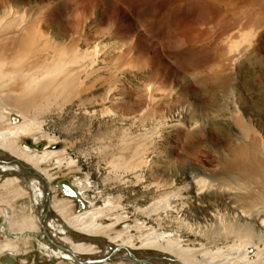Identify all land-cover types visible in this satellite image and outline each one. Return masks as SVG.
Masks as SVG:
<instances>
[{"label": "rangeland", "instance_id": "374dc122", "mask_svg": "<svg viewBox=\"0 0 264 264\" xmlns=\"http://www.w3.org/2000/svg\"><path fill=\"white\" fill-rule=\"evenodd\" d=\"M0 19V129L32 123L17 146L56 153L42 178L0 150V222L37 234L68 199L45 182L67 179L134 247L72 233L96 251L82 259L180 264L148 235L201 264H264V0H0ZM54 211L46 232L69 236ZM4 240L0 264H66L42 234Z\"/></svg>", "mask_w": 264, "mask_h": 264}, {"label": "bare ground", "instance_id": "6f19581e", "mask_svg": "<svg viewBox=\"0 0 264 264\" xmlns=\"http://www.w3.org/2000/svg\"><path fill=\"white\" fill-rule=\"evenodd\" d=\"M0 21H2V20L0 19ZM1 29H3V27H1ZM1 48H0V51L2 50ZM2 64H3V62H2ZM1 118H3V117H1ZM31 124L29 122H26V121L16 122V123H12L11 128L9 127V128L0 129V150L7 152L8 154H10L12 157L16 158L17 160L24 162L27 165H30L31 168L37 170L38 173L44 175V172L39 170L38 165L42 162L44 163L45 161H47L51 156L56 155L55 151L45 149L43 151H40L42 153H40V155H39L38 151H36V150L34 151V149H32V152H30L31 149H29V150L27 149L28 151H25V150L19 148L16 144V142H17L16 137H18L20 135L28 134L30 132V129H32ZM33 148H36V147L33 146ZM194 181H195L196 185L197 184L201 185L203 183V180H201V179H195ZM74 182H72V183L76 187L77 183L76 182L74 183ZM13 183H16V180L14 182V179H9V180H5L3 185L9 186V185H12ZM76 188L78 190L77 193H79L81 198H83V200H85L84 203H86L88 205L87 199L83 195L81 187H76ZM15 190H16V188H14L13 192H16ZM65 196H68V195H65ZM70 197H72V196H70ZM66 200H68V201H66ZM66 200L65 199L59 200V201L51 200V208L55 210L54 212H56L59 215V217H61V218H63V220H65L67 226L71 230H74L76 233H79L83 236H88V237H97V236L104 235L106 238H108L107 241L110 244L111 243L113 244L115 241L116 242L118 241L117 242L118 244H116V246L134 249L133 243L129 242L130 239L127 240L128 241L127 242L125 239L124 240L123 239L117 240V238L119 237V234H117L113 237L107 235V230L114 223L102 224L100 222L101 221L100 218L105 216V213H104L105 211H103L101 208H99V207L90 208L89 205L87 208H85L84 207L85 205H83L81 203V201H79L81 207H84L85 209L80 211V212H77V213L73 212L72 214H70L68 207H69V204L71 201H69V199H66ZM79 210H81V209H79ZM254 211L256 212V210H254ZM257 214H259V212ZM30 219H28V218L23 219L22 218V220H20L18 223L15 222L16 225L13 224L12 222H8L9 223L8 227L10 228V230L14 231L13 234H19V235L23 234L24 232H28V230H30L32 232L36 231L37 226L35 224H33V222H32L33 220H30ZM260 223H261V221H260ZM258 224H259V222H258ZM246 227H248V226H246ZM157 237L158 236H148V235H146L145 237L143 236V238L141 239L142 243H140V245L145 246L146 249H150V250H151V248L157 249V250L163 251L164 253L170 254V255L174 256L180 264H201V260L200 261H193L192 258H190V256L186 255L187 249L181 248V247H179V245L173 244L175 242H173V243L166 242L164 244L156 243L155 241H156ZM56 238H57L56 240L58 242L65 245L64 247H66L67 249L70 250V251L68 250L69 252H73V253H71V255L74 259H75L74 254L75 255H79V254L87 255V254H95L96 253L94 246H90L89 245L90 243L85 244L84 242H81V241H74L69 236H64V235L57 236ZM166 241H168V240H166ZM1 248L3 251H5V250L12 251L13 249H15L14 245L11 244L9 241L8 242L7 241L2 242L0 244V250H1ZM138 248H140V247H138ZM123 250H125V249H123ZM111 252L109 253L108 256L111 255ZM71 255H69V254L66 255V253H65L62 256V258L69 259V256H71ZM73 258H70V260H68L69 262H71V264H73ZM124 258L136 259L135 257H133V255H128L127 253H126V256ZM99 259H102V261L100 263L98 261V263L96 262L93 264H101V263L105 262L106 257H101ZM75 261H76V259H75ZM144 262L149 264L146 261H144Z\"/></svg>", "mask_w": 264, "mask_h": 264}, {"label": "flooded vegetation", "instance_id": "af4514ba", "mask_svg": "<svg viewBox=\"0 0 264 264\" xmlns=\"http://www.w3.org/2000/svg\"><path fill=\"white\" fill-rule=\"evenodd\" d=\"M13 122H15V119H13ZM23 147H24V149H26V148H28V150H29V148H32L33 146H25V145H22ZM27 150V149H26ZM1 171V170H0ZM61 180H67V179H61ZM61 180H58V181H61ZM58 181H56L54 184H52V185H49L48 184V188H47V190H48V192H50L51 190H55L56 192H58V194H60L61 196H64L65 198H70L71 200L73 199L74 200V202H75V210H77V212H80V211H82V210H84L85 208H87L88 207V205L86 204V203H84L85 202V200H83V198H81V196L79 195V193H77V195L79 196L78 198H76V197H74L73 195H71V194H69V193H67V191H65V190H67V189H65V190H62L61 189V187L60 186H58L57 185V182ZM17 182V181H16ZM67 184L69 185V187H71V188H73L76 192H78V190L76 189V187L75 186H73L74 184H72V182L71 181H68L67 180ZM65 195H68V196H65ZM70 196H72V197H70ZM79 201H81V203L83 204V205H85L84 207H81V205H80V202ZM50 209H52L51 207H50V205L47 207V209L46 210H44V212H45V214L44 213H42V216H41V218L38 220V223H42V225H41V227L38 229V233L37 234H31V233H28L27 232V234L31 237V236H33V237H38L39 236V234H42L45 238H46V240H47V237H49L51 240H52V242H49L48 240H47V243L45 242L44 244L42 243V247L44 248V249H47V251H48V253H46V254H44L46 257H56V258H59V259H61V261L63 262H65L66 264H71V262H69L68 260H70V258H73L72 257V255H71V253L69 252L70 250L69 249H67L66 247H64L65 245H63V244H61L60 242H58L56 239V237H57V235L56 234H52V235H49L46 231L48 230V229H50L51 230V228H52V224H51V221H49V220H46V214H47V212L50 210ZM79 209H81V210H79ZM75 210H74V212H75ZM79 210V211H78ZM76 212V213H77ZM5 217H6V214L4 215V219H3V221H1L0 222V231L2 232L3 231V233L5 234V236H6V238H13L14 236L16 237V236H18L19 234H13L14 232H10V231H12V230H10V228L8 227V224H7V217H6V219H5ZM36 225V224H35ZM37 226V225H36ZM69 228V227H68ZM68 234H69V237L72 239V240H74L72 237H71V235L70 234H78V235H81V234H79V233H76L74 230H71L70 228H69V230H68ZM25 233V232H24ZM57 233H59V234H63V232L62 231H59V232H57ZM66 233V232H65ZM47 236V237H46ZM5 241V240H4ZM4 241H2V242H4ZM74 241H79V240H74ZM1 242V243H2ZM86 244V243H85ZM17 247V246H16ZM49 249V250H48ZM69 250V251H68ZM1 251H3L2 250V248H1ZM57 251H59V252H57ZM40 252H41V250H40ZM3 253H5V254H12V252H8V251H3L2 252V254ZM66 253V255L67 254H69V255H71V256H69V259H65V258H62V256L64 255ZM73 253V252H72ZM81 255H83V254H79V255H75L74 254V257H75V259H76V261H75V259L73 258V264H88L86 261H87V259H82L81 258ZM104 256V255H103ZM102 255H101V257H103ZM135 258L137 259V258H139V257H137V256H135ZM97 259H99V258H97ZM89 260V259H88ZM129 260H131V261H134L135 259H129ZM140 260H146V259H140ZM141 262H144V261H141ZM149 262V261H148ZM152 262V261H151ZM151 262H149L150 264H152ZM145 263V262H144ZM2 264H11V261L9 260V259H7V258H4L3 259V261H2ZM145 264H147V263H145Z\"/></svg>", "mask_w": 264, "mask_h": 264}, {"label": "water", "instance_id": "95a60500", "mask_svg": "<svg viewBox=\"0 0 264 264\" xmlns=\"http://www.w3.org/2000/svg\"><path fill=\"white\" fill-rule=\"evenodd\" d=\"M36 147V146H35ZM33 171L37 174V175H39L40 177H42V178H44V176L42 175V174H39L35 169H33ZM46 183V185H48V183H47V181L45 182ZM57 185L58 186H60L61 187V189L62 190H65V189H67V190H65V191H67V193H69V194H71V195H73L74 197H76V198H78L79 196L77 195V192L73 189V188H71V187H69V185L67 184V180H61V181H58L57 182ZM47 188H48V186H46ZM47 192H48V190H47ZM47 237V236H46ZM47 240L49 241V242H52V240L49 238V237H47ZM70 253H72V252H70ZM105 260V259H104ZM106 260H107V257H106ZM105 260V261H106ZM135 260H137V259H135ZM98 261H99V263L102 261V259H94V260H88L87 259V263L88 264H93V263H98ZM145 261V260H144Z\"/></svg>", "mask_w": 264, "mask_h": 264}]
</instances>
